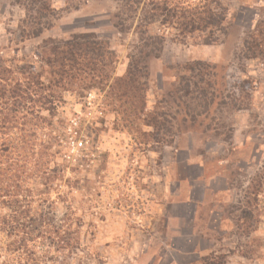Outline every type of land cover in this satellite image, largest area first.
Here are the masks:
<instances>
[{"label":"rangeland","instance_id":"1","mask_svg":"<svg viewBox=\"0 0 264 264\" xmlns=\"http://www.w3.org/2000/svg\"><path fill=\"white\" fill-rule=\"evenodd\" d=\"M219 1L226 19L215 43L179 42L169 28H150L163 45L159 58L146 62L143 119H136L125 110L127 99L107 88L72 83L48 98L50 90L30 81L46 77L39 64L45 42L78 34L107 44L113 78H122L138 40L136 20L124 33L113 27L115 0H49L53 14L37 37L35 0H0V148L23 140L39 145L27 169L25 151L0 152V188L13 169L25 188L39 163L32 207L39 232L46 224L48 231L29 244L33 256L9 252L0 233V264H264V188H253L264 177V0ZM198 62L216 66L209 82L219 97L206 118L170 135L147 126L146 116L166 112L176 72ZM21 73L30 89L12 98L16 82L26 84ZM42 165L50 171L48 189Z\"/></svg>","mask_w":264,"mask_h":264},{"label":"trees","instance_id":"2","mask_svg":"<svg viewBox=\"0 0 264 264\" xmlns=\"http://www.w3.org/2000/svg\"><path fill=\"white\" fill-rule=\"evenodd\" d=\"M115 2L117 4L116 12L111 17L113 27L119 33H124L129 30L131 22L136 20L134 33L138 40V45L133 48L134 52L129 56L128 67L122 78H113L114 55L107 44L101 42L93 34H78L63 40L55 39L45 42L39 54V64H41L42 73H45L46 77L43 79L41 74L38 83L32 82L37 79L34 76L30 81L32 85L38 84L40 91L50 90L51 95L48 98L55 97L53 95L57 94V90L64 92L72 83L90 89L107 88L106 93L115 96L116 99L125 97L127 99L124 102L125 110L130 109L136 119H143L145 104L143 87L149 77L146 62L159 58L163 45V36L149 34L150 28L154 25L169 28L174 31L175 39L179 42L188 38L195 41L194 44L207 45L216 42L212 40L215 32L222 33L224 31L223 25L226 16L219 0H115ZM35 3L39 5V12H37L39 19L36 21V26L39 25V30L36 31L39 32L34 33L33 37H37L38 34L40 36L46 30L44 24L41 26L42 19L53 14L49 0H35ZM255 48H259V46L256 45ZM255 55H263V51L253 54V57H256ZM215 70L216 66L199 62L181 67V70L176 72L179 75L174 76V82L163 101L166 107L164 111L167 114L161 113L160 117L157 116L155 120L152 117L150 120L146 116L144 121L146 125L157 129L164 135H170L173 131L184 132L187 129V123L190 125L188 128L191 129L199 118H206L209 109L219 97L216 86L209 82L210 78L216 76ZM184 73L189 74V78L191 77L188 81L182 76ZM20 77L23 79V83H26L22 73ZM0 82L6 83L2 77V71H0ZM15 86L16 88L10 92L12 98H21V94L26 95V90L30 88L25 86L31 85L26 83L23 86L16 82ZM114 90L122 95L113 94ZM184 100H187V103ZM219 105L223 106L225 102H221ZM194 108H198L200 111L198 112ZM138 115L141 118H138ZM164 116L165 118H163ZM180 117L182 119L178 121ZM176 122L179 123L173 128ZM179 127H182L183 130H178ZM173 136L178 137L175 132ZM38 147L39 145L35 141L31 143L28 140H23L22 146L19 147L9 142L0 148V152L15 156L19 150L25 151L26 168L24 166L22 168L27 169L29 160L33 156V149ZM34 166V172L37 174L26 175L22 182L27 184L24 185L25 188L22 187L23 185L15 183L18 177L15 175L14 169L10 171L7 187L0 188V199L5 200L1 205L5 214L0 215V233L4 234L8 241V251L12 254L22 252L33 256V247L31 245L29 247V244H33L36 239H39V235L41 237L48 233L45 230L47 224L40 225L39 232V212L32 207L34 202H39V190L30 187L34 183L36 185L37 181L39 186V163ZM42 166L40 168L41 180L45 182L43 185L47 188L48 183H51L48 175L50 171ZM56 179L57 182L62 181L60 177H56ZM262 181L263 183H258L253 188L257 186L264 188V177ZM254 192L257 194V191ZM34 214L35 216H33ZM40 219L43 222V216ZM59 232L60 227H57L56 239L58 243H63Z\"/></svg>","mask_w":264,"mask_h":264},{"label":"built area","instance_id":"3","mask_svg":"<svg viewBox=\"0 0 264 264\" xmlns=\"http://www.w3.org/2000/svg\"><path fill=\"white\" fill-rule=\"evenodd\" d=\"M79 145H82V143L80 142Z\"/></svg>","mask_w":264,"mask_h":264}]
</instances>
